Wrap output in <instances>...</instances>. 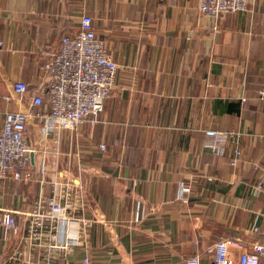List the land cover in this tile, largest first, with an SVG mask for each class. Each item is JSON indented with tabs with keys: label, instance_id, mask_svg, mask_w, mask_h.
Listing matches in <instances>:
<instances>
[{
	"label": "crops",
	"instance_id": "crops-1",
	"mask_svg": "<svg viewBox=\"0 0 264 264\" xmlns=\"http://www.w3.org/2000/svg\"><path fill=\"white\" fill-rule=\"evenodd\" d=\"M83 13L118 66L115 84L94 125L46 137L29 114L33 178L0 179V214L20 229L4 238L0 226V264L16 263V251L33 264L86 255L91 264H177L193 254L212 264L222 237L264 244V0L216 20L198 0H0V127L6 112L29 111L41 50L75 34ZM15 81L28 85L22 96L11 93ZM47 108L44 98L32 109ZM206 129L240 132L235 165L229 145L224 155L205 145ZM54 182L79 189L91 220L70 252L61 234L52 248L22 239L32 202Z\"/></svg>",
	"mask_w": 264,
	"mask_h": 264
},
{
	"label": "built area",
	"instance_id": "built-area-1",
	"mask_svg": "<svg viewBox=\"0 0 264 264\" xmlns=\"http://www.w3.org/2000/svg\"><path fill=\"white\" fill-rule=\"evenodd\" d=\"M251 0H198L200 13L211 19L236 11H247ZM40 80L33 87L29 96V111L6 112L0 127V179L13 178L28 181L33 178L30 167V154L33 152L27 138V119L33 114L41 123L44 136L57 134L62 130H76L84 124L94 125L98 120L104 100L114 87L118 66L104 40L99 37L92 26V17L83 13L79 20V29L73 35H63L58 48L44 47L40 52ZM28 91L23 81L11 84V93L22 96ZM263 93V92H262ZM44 98L48 108L33 110L43 104ZM205 145L215 155H224L226 146L231 147L230 164L235 165L242 154L240 132L233 130L206 129ZM105 150V144L99 143ZM254 169L257 166L254 164ZM41 175L48 172L45 160L37 165ZM262 187V182H258ZM189 186L181 183L178 198L184 200ZM75 228L71 229V224ZM91 220L85 216V206L80 198V191L69 182L53 183L49 195L39 194L32 202L22 239L28 244L52 248L50 239L58 234L62 239L56 242L65 252L72 251L84 242ZM0 226L3 236L18 233L19 226L10 211L0 214ZM257 231L258 227L253 226ZM46 238L44 241L41 239ZM235 248L240 252L238 264H264V244L252 242L242 247L237 238L222 237L212 248V264H231ZM8 256L14 264H33L24 253L16 251ZM5 264H10L6 261ZM35 264H40L36 262ZM42 264H50L45 260ZM81 264H91L88 255ZM177 264H199V255L193 254Z\"/></svg>",
	"mask_w": 264,
	"mask_h": 264
}]
</instances>
